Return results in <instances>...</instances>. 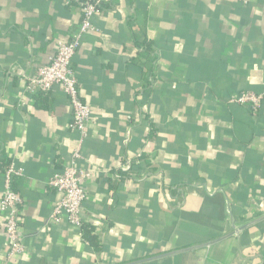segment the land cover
Returning a JSON list of instances; mask_svg holds the SVG:
<instances>
[{"label": "crops", "instance_id": "obj_1", "mask_svg": "<svg viewBox=\"0 0 264 264\" xmlns=\"http://www.w3.org/2000/svg\"><path fill=\"white\" fill-rule=\"evenodd\" d=\"M85 1L0 0V198L22 169L25 238L10 258L0 213V264H264V0H107L72 61L84 135L60 86H27ZM77 153L98 247L54 217Z\"/></svg>", "mask_w": 264, "mask_h": 264}, {"label": "built area", "instance_id": "obj_2", "mask_svg": "<svg viewBox=\"0 0 264 264\" xmlns=\"http://www.w3.org/2000/svg\"><path fill=\"white\" fill-rule=\"evenodd\" d=\"M106 2L107 0H86L81 4L83 17L80 35L71 41L59 42L54 57L39 68L37 75L31 80L29 79L27 86V89L34 94L38 92L48 93L54 87L60 86L72 107L71 128L84 135L88 133L87 126L92 118V109L81 96L72 61L81 47L82 36L94 30L92 20ZM233 101L246 105L253 112H257L262 104V96L244 92L235 96ZM78 158L79 154L77 153L62 173L56 174L49 180V186L62 196L54 208L55 219L66 218L72 225L80 228L82 226L83 203L87 199V193L82 182L88 174L78 166ZM4 176L5 187L0 198L1 227L8 244V256L12 258L22 255L25 248L20 209L23 199L13 185L15 178L22 176V169L10 166L5 170Z\"/></svg>", "mask_w": 264, "mask_h": 264}, {"label": "trees", "instance_id": "obj_3", "mask_svg": "<svg viewBox=\"0 0 264 264\" xmlns=\"http://www.w3.org/2000/svg\"><path fill=\"white\" fill-rule=\"evenodd\" d=\"M104 4H105V3H104ZM103 7H104V5H103ZM137 45H138V46H145V49H146L147 51L150 50V47H149L150 45H149V43H147V42H139V43H137ZM42 94H45V93H43V92H39V95H42ZM122 174L125 175L123 172H122ZM122 174H121V176H122ZM81 229L83 230V237H84L86 240L90 241L94 246L98 247L97 239H96L95 236H93V235L91 234L90 230L86 229L85 226H84L83 224H82V226H81Z\"/></svg>", "mask_w": 264, "mask_h": 264}, {"label": "water", "instance_id": "obj_4", "mask_svg": "<svg viewBox=\"0 0 264 264\" xmlns=\"http://www.w3.org/2000/svg\"><path fill=\"white\" fill-rule=\"evenodd\" d=\"M250 225H251V224H247V225L243 226L241 229H244L245 227L250 226Z\"/></svg>", "mask_w": 264, "mask_h": 264}]
</instances>
